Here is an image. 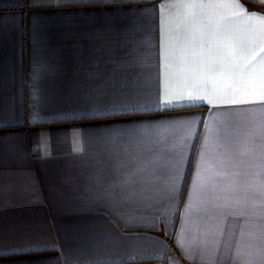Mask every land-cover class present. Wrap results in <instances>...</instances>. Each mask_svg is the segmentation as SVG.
Segmentation results:
<instances>
[{
  "label": "crops",
  "instance_id": "1",
  "mask_svg": "<svg viewBox=\"0 0 264 264\" xmlns=\"http://www.w3.org/2000/svg\"><path fill=\"white\" fill-rule=\"evenodd\" d=\"M27 2L0 0V115H10L14 110L15 119L23 125L6 129L17 136L0 142V250L28 245L56 246L55 251H30L9 257L20 264H56L53 258L57 257L61 264H69L73 258L115 260L117 264H237L238 257L243 260L259 254L264 247V169L259 166L264 160V103L213 108L205 101L200 107L177 105L175 111H163L167 107L163 105L166 79L170 81V91L176 87L174 79L165 75L164 31L167 27L175 34L184 21V13L175 8L166 13L161 5L159 33L125 31L128 21L109 20L99 11L90 16L81 13L71 25L53 18L45 52L52 71L35 88L38 96H47L51 103L38 109L39 115L87 108L89 105L76 104V98L102 93L108 94L104 97L108 103H135L141 110L97 121L29 123L34 89L29 71L33 50L28 17L35 9L29 8ZM166 2L171 4L175 0ZM243 2L250 10L264 11L262 0ZM142 41H150L151 48ZM133 47L137 62L142 66L136 71L135 83L130 76L128 86L121 90L120 81L125 73L114 72V68L127 58ZM260 47L264 44L256 48L258 60L264 56ZM39 55L37 53V59ZM260 90L257 79L250 89L253 95L244 96L241 92L237 95L258 101ZM193 113L203 114L204 127L196 123L200 117L192 116ZM162 116L191 120L201 141L208 126L228 130L233 146L232 163L226 169L228 174L216 179L221 185L235 183L239 186L240 196L246 198L240 200L237 210L246 208V218L217 220L212 215L211 219L201 220L197 216L201 205L193 201L191 222L186 221L183 206L179 207L180 218L177 219L173 213L181 205L180 200L177 198L169 208L165 199L168 186L163 180L152 181L150 175H146L145 180L154 184L151 199L137 197L140 202L127 204L118 212L98 206L87 218L73 213L76 203L69 197L74 193L97 180L112 186L123 179L114 174V162L103 151L104 146L93 134L94 130L88 129L86 136L80 126L128 120L154 122L141 127H147L153 135L165 140L163 147L170 148L183 138L180 125L184 121L156 120ZM196 151L197 155L201 151L199 143ZM196 166L194 157L192 169ZM20 170L34 174L42 193L40 202H26L30 199L24 189L28 178L9 174ZM192 179L189 172L184 203H187ZM141 187L137 185L136 190ZM166 210L175 223L174 229L169 226L166 230L170 238L165 229L159 227V219L155 227L151 226V218L161 217ZM130 219L132 224L127 223ZM217 224L223 228L224 235L217 234ZM181 234L184 246H178ZM108 237L112 238V243L108 242ZM70 249L75 251L66 258Z\"/></svg>",
  "mask_w": 264,
  "mask_h": 264
},
{
  "label": "snow or ice",
  "instance_id": "2",
  "mask_svg": "<svg viewBox=\"0 0 264 264\" xmlns=\"http://www.w3.org/2000/svg\"><path fill=\"white\" fill-rule=\"evenodd\" d=\"M161 5L166 13L175 8L181 10L185 17L175 34L167 27L164 31L165 75L166 78L171 76L174 79L176 87L170 91V81L166 79L163 105L167 107H164L163 111H175L177 105L200 107L205 101L213 108L264 103V56L258 60L255 55L258 44H264V11L250 10L243 0H175V3L171 4L166 0H28L27 6L35 9L28 17L33 50L29 71L34 89L30 104L33 111L28 117V122L61 124L70 120L97 121L105 117L132 115L140 111L141 106L135 103H108L104 100L108 94L102 93L100 96L86 94L76 98V104L89 105L87 108H73L70 111L41 116L38 109L47 107L51 100L47 96H38L35 88L38 82L52 71L45 52L51 38L50 22L53 18H60L65 25H71L81 13L90 16L99 11L106 14L109 20L128 21L125 31L159 33ZM164 20L167 23V15ZM137 21L142 23L138 24ZM141 43L148 44L149 48L152 46L150 41ZM259 50L264 53V47ZM37 53L40 54L39 59ZM135 53L136 48H130L127 58L114 68V72L125 73L120 81L121 90L128 86L130 76L135 83L136 71L142 66L137 62ZM257 79L261 84L258 101H250L237 95L238 92L244 96L253 95L250 89H253ZM112 83L115 87L116 81L113 80ZM191 115L199 116L200 119L196 123L204 127L202 113ZM156 120L184 121L180 125L183 138L179 144L170 148L163 147L165 140L153 135L147 127H141L154 122L128 120L80 126L86 136L89 134L88 129L94 130L93 134L104 146L103 151L114 162V174L122 176L123 179L117 180L112 186H105L97 180L81 192L74 193L69 197L76 203L73 213L87 218L98 206L118 212L127 204L140 202L137 197L151 199L150 193L154 184H148L145 180L146 175H150L152 181L163 180L168 186L165 199L169 208L175 204L177 198L180 200L181 205H178L173 213L177 219L180 218L179 207L183 206L184 217L186 221L191 222L193 201L201 205V211L197 213L201 220L211 219L212 215H215L217 220H227L229 217L246 218V208L237 210V204L246 198L240 196L239 186L235 183L221 185L216 179L227 175L226 169L232 163L233 146L228 130L208 126L201 141L199 131L194 129L193 122L186 117L162 116ZM22 126L15 119L14 110L10 115H0V142L17 136L16 133L5 131L6 129ZM197 143L201 148L198 155ZM194 157L197 160L195 170L192 169ZM259 166L264 169V160ZM189 172H192L193 179L187 203H184V188L188 187ZM9 174L28 178L24 189L30 194V199L26 202H40L42 193L34 174L26 170ZM137 185L142 186L139 191L136 190ZM128 187L132 190L127 191ZM118 188L125 190L117 191ZM151 219L153 227L159 219V227L165 229V234L170 238L166 230L169 226L174 229L175 223L167 210L161 217ZM127 223L132 224L133 220L130 219ZM217 234L224 235L219 224ZM108 242H113L111 237H108ZM184 243L181 234L178 246H184ZM55 250V245L15 246L9 250H0V264H20L9 257L24 252ZM73 251L75 250L70 249L65 254L66 258ZM53 259L56 264H61L59 257ZM69 264H117V261L73 258ZM237 264H264V247H261L260 253L255 256L245 257L243 260L238 257Z\"/></svg>",
  "mask_w": 264,
  "mask_h": 264
}]
</instances>
